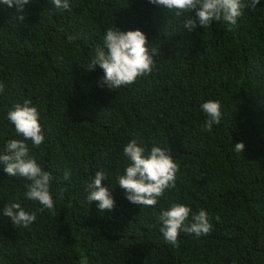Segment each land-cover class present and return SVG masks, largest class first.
Wrapping results in <instances>:
<instances>
[{"label":"trees","instance_id":"obj_1","mask_svg":"<svg viewBox=\"0 0 264 264\" xmlns=\"http://www.w3.org/2000/svg\"><path fill=\"white\" fill-rule=\"evenodd\" d=\"M69 2L70 11L31 0L23 22L17 6L0 4V153L8 140L23 139L8 112L31 100L44 142L26 143L52 174L54 200L53 210L41 211L26 197L30 181L10 177L0 162V264H264V0L235 26L214 21L194 31L149 0ZM114 27L141 30L158 53L151 74L119 89L101 83L99 65L87 68ZM208 100L222 111L211 132L202 129ZM133 139L145 154L154 145L168 149L179 165L176 187L155 207L131 203L117 184ZM98 170L108 176L111 210L87 200ZM12 203L36 220L13 225L3 214ZM176 203L205 210L211 233L181 231L176 246L167 243L158 217Z\"/></svg>","mask_w":264,"mask_h":264},{"label":"clouds","instance_id":"obj_2","mask_svg":"<svg viewBox=\"0 0 264 264\" xmlns=\"http://www.w3.org/2000/svg\"><path fill=\"white\" fill-rule=\"evenodd\" d=\"M31 0H0V4L16 7L19 21L23 22V10ZM150 3L165 7L177 17H183V27L194 31L197 27L208 28L214 21H223L235 26L244 14L246 7L255 8L259 0H250L244 4L242 0H149ZM55 9L71 10L69 0H51ZM194 12V15L192 13ZM75 36H69L71 41ZM157 49L150 48L146 35L141 30L121 31L119 28H108L102 38V46L96 48L95 56L87 68L92 70L99 65L103 69L102 84L109 89H119L137 81L138 78L151 74L155 67ZM5 85L0 83V93ZM206 114L202 129L211 132L214 125H219L222 119L221 104L218 100H208L200 105ZM7 119L15 126L17 135L23 139L8 140L5 150L0 153V162L5 165L4 171L10 176H20L30 181L26 185V197L38 201L43 207L53 210L54 200L50 192L52 174L45 171L30 157L26 141L39 148L44 142V133L40 124V112L25 99L23 104L17 103L7 114ZM243 142L234 145L233 150L242 153ZM138 145L135 139L123 148V155L129 162L124 174L117 177V184L125 192L126 198L133 204L145 207H155L158 199L167 189L176 187L179 165L174 161L168 149L152 146L150 152ZM69 171L64 172L68 179ZM108 178L104 171H96L93 180L87 186V200L98 202V208L111 210L115 201L102 181ZM3 214L11 219L13 225L29 227L36 220L35 212H28L20 203L7 205ZM191 214V222H188ZM158 221L164 240L172 246L178 243L181 231L194 234L197 238L208 235L213 229L208 213L201 209L192 213L190 206L173 204L169 209L162 210Z\"/></svg>","mask_w":264,"mask_h":264}]
</instances>
